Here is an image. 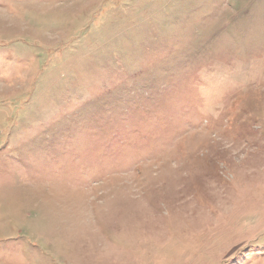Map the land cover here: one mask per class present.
Listing matches in <instances>:
<instances>
[{"label": "rangeland", "instance_id": "374dc122", "mask_svg": "<svg viewBox=\"0 0 264 264\" xmlns=\"http://www.w3.org/2000/svg\"><path fill=\"white\" fill-rule=\"evenodd\" d=\"M0 264H264V0H0Z\"/></svg>", "mask_w": 264, "mask_h": 264}]
</instances>
